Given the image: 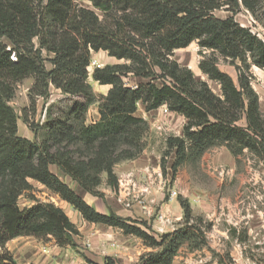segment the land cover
I'll return each instance as SVG.
<instances>
[{
	"label": "trees",
	"instance_id": "16d2710c",
	"mask_svg": "<svg viewBox=\"0 0 264 264\" xmlns=\"http://www.w3.org/2000/svg\"><path fill=\"white\" fill-rule=\"evenodd\" d=\"M87 1L102 18L76 0H0V264H16L5 246L21 236L54 240L60 248L77 247L80 233L61 207L36 200L20 207L19 199L33 189V182L58 195L86 222L140 239L153 251L143 254L138 264H173L186 244L192 250L207 246L211 226L202 227V218L195 219L186 198H179L182 226L155 235L146 222L113 210L99 212L60 177L98 196L105 174L116 189L115 166L136 159L145 149L148 122L136 116L140 103L146 112L166 107L187 121L182 137L167 140L175 152L173 172L185 163H198L219 145L234 157L247 151L264 165V112L251 74L253 66L264 71V40L236 20L242 9L259 19L264 0ZM218 10L230 15L219 18ZM194 42L203 55L199 70L219 84L220 94L172 59L175 51ZM99 52L123 61L94 70L95 82L111 86L102 99L88 82L93 53ZM219 58L235 67L237 81L219 69ZM29 78L34 110L33 99L46 101L51 88L85 100H74L57 115L49 105L40 141L18 135L20 117L10 105L17 85ZM125 78L143 81L134 89ZM96 104L100 118L88 125L87 113ZM22 119L32 129L28 116ZM102 264L117 263L107 256Z\"/></svg>",
	"mask_w": 264,
	"mask_h": 264
},
{
	"label": "rangeland",
	"instance_id": "374dc122",
	"mask_svg": "<svg viewBox=\"0 0 264 264\" xmlns=\"http://www.w3.org/2000/svg\"><path fill=\"white\" fill-rule=\"evenodd\" d=\"M76 4L79 7L94 11L102 18V13L97 11L91 2L76 0ZM215 15L219 18H225L230 14L225 10H218ZM236 20L264 40V9L260 11L259 19L242 9L236 15ZM99 53L96 55L93 53V57L95 55L98 58L103 65L102 68L106 65L123 63V61L110 58L106 52ZM204 53L208 52L205 51ZM202 58L201 48L197 42L186 49L175 51L172 57L181 66L191 69L197 80L208 81L214 93L220 94L219 84L209 81L199 70L198 66ZM47 65L50 67V64L47 63ZM218 67L237 81L235 67L228 61L219 58ZM95 69L89 70L88 82L91 84L97 99H102L106 95L104 94L105 88H101V86L105 85H100L93 80L92 74ZM251 74L253 77L252 85L260 97L261 109L264 112V71L253 66ZM124 81L129 87H133L143 80L125 78ZM32 85L33 80L31 78L19 83L16 96L10 105L20 117L18 135L40 141L43 136L42 126L46 119V109L49 105H54L53 113L57 115L61 109L70 107L74 100L81 102L85 100L81 97L70 98L53 93V97H49L46 101L42 98H34V110L29 96ZM90 108L94 114L98 105H93ZM23 115L28 116L32 129L24 123ZM136 116L145 118L144 120L148 122V130L143 139L145 149L136 159L124 160L115 166L119 180L116 189L109 186L105 174H102V183L96 189L98 196L82 191L69 178L63 180L79 193L84 194L87 201L93 202L99 212L108 214L109 210H113L123 218L146 222L155 235L164 233L163 229L156 230L155 225L157 223H162L159 224L160 227L167 226L170 228V232L182 226L184 212L179 203V198H186L190 201L195 219L202 218V227L211 226L207 237L208 234H212L216 240L220 239L221 233L219 232L223 231L227 233L229 243L237 241L242 244V253L248 258V264H264V165L259 159L247 151L238 157H234L225 145H219L206 152L198 163H185L178 166L177 170L173 172L172 165L175 160V152L169 150L167 140L170 137H182L183 128L187 121L184 117L169 112L166 107L146 112L142 103L138 106ZM138 162L148 164L150 167L143 172L131 171L130 165ZM52 169L54 173L58 174L56 168L53 167ZM38 184L33 182V189L25 192L19 199V205L22 209L34 205L36 201L53 203L61 207L73 223L84 222L81 221L83 218L80 214L63 202L58 195ZM164 208L169 209L167 211L171 217L167 213H165L167 216L163 215ZM179 213L181 218H179ZM197 223L199 222L197 221ZM100 227L101 230L106 227L105 229H109L111 232V228L107 226L101 225ZM104 232V230L100 231L101 234H105ZM112 237L113 240H122L127 236L121 230L113 229ZM138 240L143 243L140 239ZM133 244L135 248H142V245ZM143 246L145 245L143 244ZM182 248L192 250L187 244ZM73 249L81 255V246L77 245ZM219 251L212 250L211 253L215 257L223 256L227 264H235L231 258V253H236V251L232 245L229 244Z\"/></svg>",
	"mask_w": 264,
	"mask_h": 264
},
{
	"label": "crops",
	"instance_id": "0c3cea01",
	"mask_svg": "<svg viewBox=\"0 0 264 264\" xmlns=\"http://www.w3.org/2000/svg\"><path fill=\"white\" fill-rule=\"evenodd\" d=\"M101 88H105L104 94L107 95L111 89V86L105 85L101 86ZM50 93L51 98L53 97V93L61 94L59 90L54 88H51ZM99 118V109L96 108L95 113L92 114V108H90L87 116V124H93L94 122H97ZM148 167H150V165L143 164L141 162L130 165V169H132L131 171L133 172H143ZM60 177L62 179H66L62 176ZM38 185L43 187L41 184ZM75 191L80 194L87 203H89L87 201V197L84 194L79 193L76 189ZM89 204L98 210L93 202ZM167 210L169 209H163V215H165V213L168 214ZM179 218H181V214L179 215ZM81 221L84 222H80V224L74 223L80 233V235L75 238V242L78 246H81V255L77 254L71 247H58L54 240L44 242L42 240L36 239L35 237L26 236L17 237L13 240H10L7 242L5 248L13 255L16 264H86L85 258H88L95 263L102 264L104 258L107 256L113 257L117 264H137L140 259L139 256L146 252L152 251L151 249L143 246V243L139 242L138 239L132 238L131 236L124 237L122 240H113L112 234L114 228L108 227L111 228V232L109 229H105L106 227L102 228V230L105 231V234H101V225L88 223L89 227L87 228V222L83 219H81ZM159 224L162 223L160 222L155 225L156 230L160 231L163 229L164 233L170 232V228H167V226L160 227ZM219 233H221V238L217 240L212 234H208L207 246L202 249L188 250L182 248L175 258L173 264H227L223 256L215 257L211 251L217 250L220 252V249L227 247L229 244L232 245L233 249L236 251V253H231L233 262L235 264H248V258L242 253V244L240 242L238 243L237 241L229 243L227 241V233L223 231ZM133 243L142 245V248H135ZM44 250H47V252H44Z\"/></svg>",
	"mask_w": 264,
	"mask_h": 264
},
{
	"label": "built area",
	"instance_id": "2783aa9c",
	"mask_svg": "<svg viewBox=\"0 0 264 264\" xmlns=\"http://www.w3.org/2000/svg\"><path fill=\"white\" fill-rule=\"evenodd\" d=\"M13 60H15V58H13ZM103 67V65H102V63L98 60V58L97 57H93L92 58V60H91V64H90V66H89V68H88V70H90L91 71V69H100V68H102ZM128 86V85H127ZM129 87V86H128ZM131 88H136V86H133V87H131ZM44 252H47V250H44Z\"/></svg>",
	"mask_w": 264,
	"mask_h": 264
}]
</instances>
